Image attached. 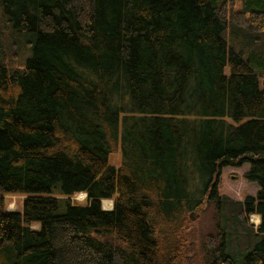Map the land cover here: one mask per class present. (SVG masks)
<instances>
[{"label":"trees","instance_id":"trees-1","mask_svg":"<svg viewBox=\"0 0 264 264\" xmlns=\"http://www.w3.org/2000/svg\"><path fill=\"white\" fill-rule=\"evenodd\" d=\"M263 80L264 0H0V264H264Z\"/></svg>","mask_w":264,"mask_h":264},{"label":"rangeland","instance_id":"rangeland-1","mask_svg":"<svg viewBox=\"0 0 264 264\" xmlns=\"http://www.w3.org/2000/svg\"><path fill=\"white\" fill-rule=\"evenodd\" d=\"M121 160V153L119 148L111 152L108 156L109 164L118 166ZM248 162L241 165H228L221 168L218 175V190L220 194H226L234 199L242 200L246 195H255L258 185L254 181H248L244 177V172L248 169ZM24 195L4 194V206L8 210L20 209ZM71 200L79 203H84L85 193L78 192L71 196ZM102 208L109 209L112 207L111 199L101 200ZM214 206L211 203L203 202L201 206L194 212L186 229V236L189 242L195 245L198 259L200 256V246L207 235L214 234ZM250 223L256 225L259 221L257 214H250L248 217ZM32 227H37V224H32ZM197 264V263H196Z\"/></svg>","mask_w":264,"mask_h":264},{"label":"water","instance_id":"water-1","mask_svg":"<svg viewBox=\"0 0 264 264\" xmlns=\"http://www.w3.org/2000/svg\"><path fill=\"white\" fill-rule=\"evenodd\" d=\"M263 83H264V80H263ZM103 209H105V208H103ZM110 209V208H109ZM109 209H106V210H109ZM191 218H193V216H191Z\"/></svg>","mask_w":264,"mask_h":264}]
</instances>
